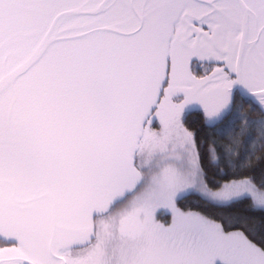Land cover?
Wrapping results in <instances>:
<instances>
[{
	"label": "snow or ice",
	"instance_id": "snow-or-ice-1",
	"mask_svg": "<svg viewBox=\"0 0 264 264\" xmlns=\"http://www.w3.org/2000/svg\"><path fill=\"white\" fill-rule=\"evenodd\" d=\"M0 264H264V0H0Z\"/></svg>",
	"mask_w": 264,
	"mask_h": 264
}]
</instances>
